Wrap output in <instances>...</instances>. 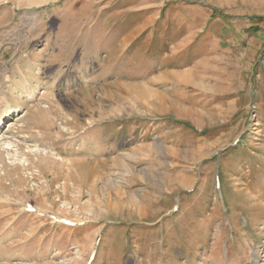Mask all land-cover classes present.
<instances>
[{
	"label": "rangeland",
	"instance_id": "rangeland-1",
	"mask_svg": "<svg viewBox=\"0 0 264 264\" xmlns=\"http://www.w3.org/2000/svg\"><path fill=\"white\" fill-rule=\"evenodd\" d=\"M3 112L0 264H264V0H0Z\"/></svg>",
	"mask_w": 264,
	"mask_h": 264
},
{
	"label": "bare ground",
	"instance_id": "bare-ground-1",
	"mask_svg": "<svg viewBox=\"0 0 264 264\" xmlns=\"http://www.w3.org/2000/svg\"><path fill=\"white\" fill-rule=\"evenodd\" d=\"M5 114H6V113H4V112H3V113H0V121L4 119V115H5ZM18 116H19V115H18ZM16 117H17V116H16ZM2 118H3V119H2Z\"/></svg>",
	"mask_w": 264,
	"mask_h": 264
}]
</instances>
